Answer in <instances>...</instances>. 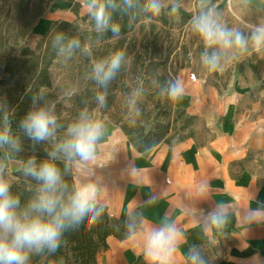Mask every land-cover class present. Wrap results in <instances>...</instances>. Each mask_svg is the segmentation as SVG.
<instances>
[{
  "label": "crops",
  "instance_id": "obj_1",
  "mask_svg": "<svg viewBox=\"0 0 264 264\" xmlns=\"http://www.w3.org/2000/svg\"><path fill=\"white\" fill-rule=\"evenodd\" d=\"M220 1L238 15L248 6L264 8V0ZM67 4L65 15L56 9L39 26L71 21L91 0ZM189 71H179L175 98L194 120L187 136L146 147L116 125L97 142L95 162H70L75 187L94 185V203L124 222L94 264H148L145 238L164 224L177 230L171 264H190L194 253L211 264H264V177L252 167L264 147L263 104L239 76L227 83L220 69L209 70L212 81ZM218 210L223 216L214 223Z\"/></svg>",
  "mask_w": 264,
  "mask_h": 264
},
{
  "label": "rangeland",
  "instance_id": "obj_2",
  "mask_svg": "<svg viewBox=\"0 0 264 264\" xmlns=\"http://www.w3.org/2000/svg\"><path fill=\"white\" fill-rule=\"evenodd\" d=\"M99 2L107 5L106 15L111 17L108 27H97L90 5L69 24L43 30L40 23L53 11L60 9L65 15L68 0H0V60L14 55L19 59L41 58L47 49L59 47L50 66V85L41 87L49 94L48 110L46 106L42 108L56 118L52 135L45 139L51 159L62 161L68 172L70 162L78 156L69 155L63 146L69 139L68 129L84 116L102 122L101 138L119 125L144 146L175 141L191 132L192 116L175 106V98L169 97L168 90L176 84L183 68L190 69L193 79L208 74L212 81L208 67L202 62L205 45L191 26L193 17L214 9L221 24L248 36L255 29L249 25L250 21L264 23V8L255 6H248L238 15L226 6V1L159 0L161 9L156 13L148 8L149 0H132L139 21L126 34L108 37L113 13L119 8L130 12L132 7L125 5L124 0ZM173 6L177 8L175 12ZM179 8L190 16L184 17ZM120 23L116 24L120 27ZM76 44L78 46H74ZM116 51L124 53L121 67L106 86L101 85L94 77L93 66L109 59ZM16 64L14 78L1 66L0 86H17L18 89L25 86V92L34 90L42 80L39 71L28 72L30 62L17 60ZM220 70L217 75L223 82L228 79V83L235 75L241 77L245 86L253 88L255 97L264 107V47L257 50L249 43L246 49L230 50L221 61ZM4 78L6 84L1 85ZM99 95L105 97L103 104L98 101ZM10 121L7 120L9 127ZM28 167V163L13 159L0 149V180L11 185L19 179V170ZM252 167L264 177V147L254 152ZM105 222L109 228L116 226L111 217ZM102 249L100 247L98 252ZM41 250L25 248V264H45L47 254H40ZM199 257L204 264H211L208 257ZM66 264H76L72 252L68 253ZM190 264H199V261L192 260Z\"/></svg>",
  "mask_w": 264,
  "mask_h": 264
},
{
  "label": "clouds",
  "instance_id": "obj_3",
  "mask_svg": "<svg viewBox=\"0 0 264 264\" xmlns=\"http://www.w3.org/2000/svg\"><path fill=\"white\" fill-rule=\"evenodd\" d=\"M124 3L132 7V0H124ZM147 6L156 13L161 9L159 0H149ZM106 7L107 5L101 4L99 0H91L93 9L91 15L97 27L101 29L108 27L111 19L106 15ZM176 10V6H173L172 11ZM191 26L205 45L202 62L210 71L219 70L223 58L234 48L246 49L249 43L257 50L264 47V24L255 27L248 36L221 24L214 9L202 11L198 16L193 17ZM110 30L114 35H118L119 25L111 24ZM208 49L215 50L209 52ZM123 60L124 53L116 51L109 59L95 63L93 73L97 82L106 86L120 69ZM181 91L179 85L174 83L168 90L169 97L179 98ZM98 101L103 104L105 97L99 95ZM55 125V116L41 108L29 113L21 126L30 139L42 141L52 135ZM103 127L100 121H93L87 116L82 117L68 129L69 139L63 146L64 151L69 155L78 156L81 161L95 162L96 145L102 136ZM11 139L10 127H5L0 132V143H10ZM30 163L32 166L28 167L26 172L42 184L40 195L29 204V208L47 214L50 219L17 215L16 208L20 202L11 194L9 184L0 180V231L3 233L0 235V264H25L27 260L25 248L46 247L54 252L59 247L62 231L66 227L73 223L78 224L89 213H95L92 216L93 220L99 215L94 203L96 197L94 185H81L71 193L68 201L64 202L59 194L63 181L56 165L48 161H42L39 165L34 161ZM222 216L223 213L219 210L211 214L214 223L220 221ZM177 243V230L174 225L164 224L148 232L144 244V256L148 264H171ZM192 259L204 264L198 254L194 253Z\"/></svg>",
  "mask_w": 264,
  "mask_h": 264
},
{
  "label": "trees",
  "instance_id": "obj_4",
  "mask_svg": "<svg viewBox=\"0 0 264 264\" xmlns=\"http://www.w3.org/2000/svg\"><path fill=\"white\" fill-rule=\"evenodd\" d=\"M179 10L184 17L188 18L190 16L184 9L179 8ZM162 20L164 23L167 22L164 15L162 16ZM119 21H121L119 34L123 35L129 32L134 27V24L139 21L136 6H133L130 12H127V8L116 10L113 13L111 24H116ZM69 23V21L55 23L52 28ZM107 36H114L110 27L107 30ZM58 50L59 47L47 49L41 58L19 59L14 55L0 60V68L3 65L4 72L8 73L10 78L16 76V61L22 60L24 63L30 62L28 72L39 71V78L42 79L35 85L34 90L28 92H25V86L19 89L17 86L16 88L8 86L2 88L0 86V132L5 127H9L7 120L11 119L10 134L12 139L10 143H4L5 155L28 163L29 167L32 166L30 163L32 161L36 165H39L42 161H48L56 165L63 181L59 194L62 196V200L67 202L71 193L76 189L70 166L68 172L67 166L62 161H53L47 142L45 140L37 141L30 139L21 126L29 113L37 111L43 106H46L48 110L49 104L46 102V98L49 94L45 90H41V87L50 85V66ZM5 80V78L1 80V85L6 84ZM139 143L143 145L141 142ZM18 176L19 179L9 185L11 194L18 198L20 202L16 208L17 215L21 217L27 215L29 218L40 216L42 219H50L47 214L38 213L29 208V204L40 195L42 182L28 174L26 168L19 170ZM96 206L99 215L95 220L92 219L95 213H89L78 224L73 223L62 231L59 247L56 251H50L46 247L42 248L40 254H47L45 264H66L69 252L73 253L76 264H94L96 262L99 248L107 246L108 236L118 234L124 227L122 220L117 221L113 218L116 226L109 228L105 222L107 219H110L108 212L100 205L96 204Z\"/></svg>",
  "mask_w": 264,
  "mask_h": 264
},
{
  "label": "built area",
  "instance_id": "obj_5",
  "mask_svg": "<svg viewBox=\"0 0 264 264\" xmlns=\"http://www.w3.org/2000/svg\"><path fill=\"white\" fill-rule=\"evenodd\" d=\"M192 77H195L194 74H192Z\"/></svg>",
  "mask_w": 264,
  "mask_h": 264
}]
</instances>
